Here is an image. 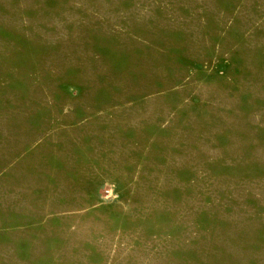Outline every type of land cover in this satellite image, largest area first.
<instances>
[{
  "label": "rangeland",
  "instance_id": "obj_1",
  "mask_svg": "<svg viewBox=\"0 0 264 264\" xmlns=\"http://www.w3.org/2000/svg\"><path fill=\"white\" fill-rule=\"evenodd\" d=\"M0 264H264V0H0Z\"/></svg>",
  "mask_w": 264,
  "mask_h": 264
}]
</instances>
